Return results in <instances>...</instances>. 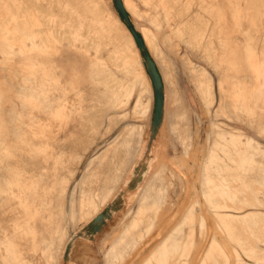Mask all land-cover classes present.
<instances>
[{
  "label": "bare ground",
  "instance_id": "bare-ground-1",
  "mask_svg": "<svg viewBox=\"0 0 264 264\" xmlns=\"http://www.w3.org/2000/svg\"><path fill=\"white\" fill-rule=\"evenodd\" d=\"M58 1H59L58 4L62 5V8L64 6V8L66 7V8H68V10H71L73 12V14L75 13L76 16H78V17L82 16L81 13L79 12L81 9L80 10L78 9L79 11H77V9H76L77 6L75 7L72 4H69L66 0H65L66 2L64 3L65 5L62 4L63 2L60 3V0H58ZM4 2H2V3L4 4ZM86 2H88V1H86ZM122 2H123L125 9L128 11L130 10L133 13V7L132 6H131L132 8L130 7V4L128 3L129 1L127 2V1L123 0ZM155 2L156 1H154V5L156 4ZM157 2H159V0H157ZM89 3H90V0H89ZM73 4H75V3H73ZM81 4H83L82 1H81ZM102 5H104V4H102ZM106 5H107V2L104 6V9L102 8L103 11L104 12L106 11L109 14L112 13L113 11L111 12L110 8H108L109 5L108 6H106ZM246 6H248V5H246ZM84 7H85V5H84ZM7 8H8V5L6 6V10H10V7L8 9ZM158 8H159V5H158ZM244 8H246V7H244ZM248 8H250V7H248ZM25 9L26 8L23 6V4H20L19 10H20V18L22 17V20L20 21V25H19L20 26V32L19 33H21V35L18 39L20 41H23V44L25 43L24 45H26V46L21 47L19 45L18 47H16V49H17L16 53L18 54V55H16L17 57L15 60V63H17L16 72L18 73L19 77L22 76L21 79H19V81H18V83L20 85V87L18 88V91H17V96H18L19 102L22 104L23 108L25 109V113L29 114V117H31L30 111L34 112V113L45 111L44 108L42 109V111H39V110L33 109L31 107V106L36 105V103H35L36 95H34L32 93V90L35 89L42 95L43 105L52 108L54 103L58 104V109L55 108L54 113L56 115H58L60 113L59 110L63 108V110L65 109V111H64L65 117L69 118L70 112L73 109V104H75V103H72L70 98L67 95H65V92L68 89L71 90V88H72V87L68 88L69 86L72 85L71 82H68L67 84L65 83L64 86L62 84V77L64 76V68L62 67L63 56L69 51V49L72 50V47L75 48L78 46H86V45L91 44V46L95 50L99 51L100 46L99 45H98L99 47L96 46L97 45L96 42L86 43L87 41H84V39L88 37L87 36L88 33H86L87 34L86 36L84 34H82V32H81L82 30H80L81 27L79 28V26H77V27L76 26H70L68 28L62 29V27L59 26V24H56L57 25V26H55L56 29L53 30V32H55V33L54 34L52 33V35L51 34L49 35L47 31H42L41 29L39 31L34 30L33 26L36 25L35 17L32 16V13H29V17H28L29 20L25 19V16L23 14L25 11L28 10V8L26 10ZM85 9H87V8H85ZM93 9H89L88 11L93 12L92 11ZM134 9H135V11H137L136 8H134ZM1 10L2 9H0V11ZM161 10H162L161 12H163L164 16H167V15H165L166 12L163 9H161ZM97 12H98V10H97ZM106 12H105V15H106ZM137 12L136 13L134 12L135 15L140 14ZM98 13H100V12H98ZM14 14H15V12H14ZM89 14H88V16H89ZM103 14L101 13L100 17L98 14V17L100 19L98 18V22L95 21V22H97L96 24H98V25L100 24V28H99L100 30L99 31L96 30L97 34H99V36H101V37L105 36V34L106 35L109 34L108 37L111 36L113 42L110 43V45L113 44L114 49L118 48V50L120 52L124 53V58H122V59L123 60L126 59V64L124 65L123 68H120V69L127 70V72H129V74H131L132 76H130V78L115 76L113 69L108 67L109 64L108 65L106 64V62L104 61L105 59H103L100 52H99V56H96V58H98L99 61L89 60L90 64H88V65L90 66L89 67L90 73H93V71H95L97 73V76H98L95 81L96 82L97 81L98 82L104 81V82H107V84H108L104 89L100 90L101 92H99L100 97L98 98V100H99V102L101 101L104 105H106L107 109H105L103 111L101 119L98 122H94V124L91 125L92 128H94L93 129L94 135L98 133L99 128L103 124V120H105V122L108 123V124L106 123L107 125H109L111 123V121H114L113 120L114 116H117L121 121H124L126 116L129 115V114L127 115V113L130 111L127 112L126 110H127V106L129 105L130 101L134 97L133 96L134 92H136V96H135V100H134L135 102L133 104V108L131 110L133 118L134 117L137 119H141L142 117L147 118L149 111H150L151 100L153 99V88L151 87L152 83H151V85L149 84L150 82L148 81V79L145 75L146 72L144 73V71H143V68L141 65V59H140L139 54L137 53V45L134 41V38H133L131 32L128 30V28H126L127 26L125 24L124 25L126 27L122 24V22H123L122 20H121L122 22H120V20L116 17V15L113 16V13L111 16L112 18L110 17L111 19H109V17H108L111 14L107 15V17H108L107 19H106V16H105V19H103L104 17L101 19ZM92 16H94V14ZM139 16H142V15H139ZM95 17L96 16H94L93 18H95ZM73 18H75V16H73ZM86 18L84 20H86ZM93 18L90 16L88 18V20L89 21L93 20ZM144 18H146V17H144ZM84 20L82 19L81 21H84ZM150 20H151V18H150ZM152 20H151V22L153 23ZM155 20L156 19H154V22H155ZM70 21H72V20H70ZM149 22L150 21H148V23ZM79 23H81V22H79ZM90 23H91V21H90ZM156 24L158 25V21ZM72 25H74V24H72ZM91 25H92V23H91ZM134 27H135V25H134ZM157 27H159V26H157ZM135 29L139 33L141 32L136 27H135ZM91 30L95 31V29H91ZM36 31L39 34H36ZM94 34H96V33H94ZM142 34H141V36H143L142 38H144L143 41H144L146 49L147 48L149 49V50L148 49L147 50H148V52L151 53V54L150 53L149 54H150V56L152 55L151 57H153L152 59H154V62H156L155 64H158L160 66L159 67L160 69H158V70L159 71L161 70V72H159V73H161L162 77H163V78L161 77V79L163 80L162 83L166 82V85L168 87L170 85L169 88L167 87L168 88L167 90L169 91L171 88L175 93L174 94L175 105L170 106V104L172 103L170 101L173 99V94L170 95L171 93L169 94L168 91L166 93V90L164 91V85H163V94H164V92L166 94H169L168 96H171L170 97L171 100H169V102H168L169 104H166V100L164 99L163 119H162L161 125L163 124V122L165 123V121H164L165 115L168 114L169 120L168 121L166 120L168 122V124H167L168 129H169L168 132H170V134L173 136V137H171L173 139V142L175 143L176 142L175 140H177L178 143L180 144V146L179 145L178 146L182 148L181 149L182 151L180 152V156L178 155L177 159L180 158L183 160L184 165H185V168H184L185 172L183 170H178V171L172 170L171 167H169V164H167L166 162H161V161H166L164 159L167 156H165V158L162 157V160L160 157L158 158L161 160L160 161L161 163H159L158 161L156 162V160H158L157 159V157H158L157 153H159V151L158 152L154 151V149L157 148V147L154 148V146H153V142H154L155 138L150 142V144H148L147 152H148V155H150V156H148V158H147V161L145 164V170L142 174V175H144L145 173H148V176L144 179L145 181L142 183V185H140L139 194H137L138 197L135 201L136 207H135L134 212H133L134 216H132L131 221H129V219H128V222L125 223L123 229L122 230L120 229L118 236L116 238L114 237V240L111 242L110 245L108 244L110 247H108L109 249L107 248V250L104 251V258L106 260H104L103 264H119L120 262L123 261V259L126 258V256H130L131 252L135 250V248L138 246L139 243H141L140 241L142 239H144L149 232H151V228L153 227L154 223L156 222L154 220L158 216L162 217V219L164 220L163 222H161V225H163V226H166L167 224L169 225V223H167V221H166L168 219L167 213L171 210V207L173 206V202L171 205V204H167L166 201H167L168 196H169V190L171 187H173L171 185L173 182V181L171 182L172 178H174L175 181L182 183L181 184L182 188L180 187V189L182 190V195H185V199L188 196H190L192 193H194V186H192V183H191L192 177L189 176L191 174L190 173L191 172V165L189 163L190 162L189 160L193 159V151H192L193 149L192 150L190 149V145L188 143H186L188 139L187 140L185 139L187 131L190 128L187 130L186 125L181 126V124H180L181 122H186V124H187L188 120H187L186 112L181 108V102H180L181 98L179 99L177 91L173 89V87L175 85H174V82L172 79V76H173L172 73L173 72L171 73V65L172 64L170 65L171 61H169V59L163 55L164 52L162 53L160 51V49L157 47V45L155 44L156 39H155L154 35L152 33H149L148 31H146V32L143 31ZM17 35H18V33H17ZM90 36H91V34H90ZM82 38H84V39H82ZM82 40H83V42H82ZM103 40H105V38ZM114 40H115V42H114ZM56 41L62 42L61 46L58 45L60 47V49H59L60 51L58 52V54L57 55L51 54L52 56L46 55L48 53L47 50L49 48V45L52 44L51 42L55 43ZM108 42H110V41H108ZM110 45H108V46H110ZM246 47H249V45H247ZM50 48H52V47L50 46ZM106 48H107V51L109 50V52H117L114 49L111 50L108 47H106ZM250 48H252V47H250ZM53 49H57V48H53ZM83 49H84V47H83ZM247 50H248V48H247ZM6 51H7V49H6ZM7 52H9V51H7ZM11 52L14 54V52L12 50H11ZM24 52H30L31 55H28L27 57H25V56L20 57V54H22ZM52 52L53 51H51V53ZM109 52H107V53H109ZM63 53H65V54H63ZM248 53H250V52H248ZM119 54L121 55V53H119ZM120 55H118L119 58H120ZM122 55H121V57H123ZM247 59H248L247 63L249 65L255 64L251 61V53L248 55ZM124 63H125V60H124ZM189 64L190 63L184 62V65L188 68V71L190 72V74L194 80V83L196 86L195 89L197 90V93L200 96V100H201V102H203L205 104L207 110L205 108L204 109L211 115L210 116L211 119H213L212 117L216 118L218 116H221L222 115L221 109H222V107H225V109L227 111L226 114H228L227 116H229L232 120H235V121L242 120L248 128L252 129L255 127L257 129V131H259L260 134L261 133L264 134V125L262 123L261 116L259 115L258 110H257V108L262 106V102L264 103V80L263 79H261L259 76L255 77L257 79L256 85L254 86V88H252V89L250 88L251 90L249 88L247 90L248 92L250 90V95H248L247 91L242 89L246 93L245 96L248 95L246 98H248L247 100H249V102H245L241 99V97H242L241 95H243L244 93L241 94L240 92L239 93L241 95L240 94L239 95L241 97H238L237 95H235L238 98V101L235 100L234 103H231V102H224L223 103L221 101V96H220L219 101H217V105L214 107V110L211 111L210 109L215 102L214 101L215 97L213 96L214 92L212 93L211 75L207 71H205L204 68L203 69H201V68L193 69V67H191V65H193V63L190 65ZM94 66H95V69H94ZM189 66H190V68H189ZM26 68L28 69L27 73L25 72ZM253 69L252 70L255 71L256 74H258V75L260 74L259 68L253 67ZM21 70H23L22 73H26L29 75H24V74L20 75ZM121 71H124V70H121ZM24 76H27V77L24 78ZM74 78H75V75H73V79ZM249 78H250V76H249ZM231 79H233V78H231ZM25 80L31 82L32 86L31 87H30V85L26 86L24 83ZM218 80H219L217 83L218 87H223V85L226 82L225 83L222 82L221 79H218ZM231 82H233V80ZM234 84L235 83H233V85ZM238 84L239 83L235 84L237 90H238ZM247 85H249V84H247ZM247 87H249V86H246V88ZM236 88H235V90H236ZM230 91L232 93V90H230ZM0 97L2 98L1 95H0ZM101 97L103 100H100ZM168 98L169 97H167V99ZM174 102L172 104H174ZM76 104H79V103H76ZM166 105H168V107H166ZM78 106L80 107V105H78ZM96 106H98V105H96ZM182 106H183V104H182ZM173 107H174V109H172ZM167 108H171V110H169ZM99 109H97V110H99ZM122 109H124V110H122ZM12 110H13L12 111L13 116H17L18 119H20V121H22L23 118H20L21 114L19 112H17L16 109H12ZM73 110H75V109H73ZM80 110H81V108H80ZM49 111H48V114H49ZM51 111L53 112V110H51ZM165 111H166V113H165ZM207 112H205V113H207ZM92 113H93V111H92ZM96 113H98V112H96ZM46 114L47 113H45L44 116ZM61 115H63V114H61ZM89 115H90V112H89ZM207 116H208V114H207ZM34 117L36 118V115ZM38 117H39L38 119H41V121L45 120V119L43 120L42 117H40V116H38ZM71 118H73V116ZM35 121H34V124H37ZM150 123H151V120H150ZM150 123H148L149 127L147 125V127H148L147 131H146L147 137H149V135H150ZM219 123H221V122L211 121V125H212L211 127H213L212 132L214 135L210 134L211 135L210 137H213L214 140L212 139L213 143L211 144L210 147L208 146V149H206L207 151L205 150L206 151L205 161H203L201 169H200V177H199L200 186H199V190H198L199 196L195 197L192 205H191V203L189 204L190 206H188L186 208V212L182 215V217L179 219V221L174 220V222H176V221L177 222L173 226L172 225H171V227H167L168 225L166 226V231L164 230L165 234H163V236H161V239L155 244L154 248L152 247V251L148 255H146L145 258H143V256H142L143 259L141 260V262L138 261V262H140L138 264H264V210H262L264 208V200L262 197L264 195V165H263L262 160H261V158L264 159V157H263L264 156V145L258 143L255 139H253L248 134L246 135L244 132H242L243 130L241 131V129H239L237 127H230L228 125L225 126V125H222V123L221 124H219ZM141 124L142 123H140V124L127 123L108 142V144L110 145L109 148H112V154L116 155V154H118V152H120V154H119L120 157H118L120 159V165H118V167H117V170L120 172H117V173H121V171H126L127 168H125V167L128 164L127 162L132 161V163L130 162L131 167H128V168L130 169V173L132 172V175H133V171L138 166V163H139L138 161L141 160L140 158L142 156V151L145 148L144 143L142 142V133L144 130L142 125L144 123L142 125ZM42 125L43 124L41 123L40 126H42ZM161 125H160V127H161ZM43 126L44 127L46 126L45 123ZM0 127H1V125H0ZM21 127H23V126H21ZM21 127H19V130H17L16 132L13 133L15 138H16L15 140H10L11 134H9L8 132H3L0 129V204L5 205V207L7 206L6 208H8L9 202H14V203L16 202V203L20 204L19 209H20V207L22 208V209H20V211L23 214V216L22 215L20 216L18 214L20 217H23V218H19V219H23V220L22 221L15 220L17 222H15L13 224L12 230H10V229L5 230L6 228L0 227V264H36L32 258V256L35 253L32 254V256H30L29 255L30 251H29V253L27 252V250H28L27 246L30 244V242H32V244H33V245L31 244L30 247L34 251H36L41 246L43 248L42 250L44 251V253H47V252H45L47 250L48 253L50 252V254H51V253H53L52 252L53 249L55 252L61 251L63 253V254H61L62 255V261L65 264L68 261V256H69V253L71 250L70 248H71L72 244L69 247L67 254L65 256L67 245H70V243H72L74 241V239L82 237V235H79V234L73 235L72 234L73 236L69 237L65 243H64V240H65L64 239L65 235H64L63 236L64 237L63 242H62V238H61L59 245H57V244L53 245L54 244L53 239L48 240L45 236V234H47V233H45L46 229L45 228H44L45 230L44 229H37L35 224H33L35 222L33 218L36 216V213H41L42 210L40 209V211H39L38 209H33L32 213H30L31 214V217H30L28 211H31V210H28V205H30L33 201H35L36 198L40 197L41 198V207L42 208L49 207L48 203H49L50 198H48L47 193H48V190H50L49 189L50 187L51 188L57 187L58 191L60 192V196H64L66 188L71 181L70 179H72L74 177L75 172H76L74 169L69 168V164L75 160V157L78 158L79 154L78 153L75 154V151L72 149L68 150L66 148H60V146L58 144H54L53 142H49L46 140H44V141L40 140L42 138L41 136H40L41 137L40 139L36 138V137H39V136H37L38 134H41V131L37 130L38 127H36V128L33 127L31 129L32 134H33L32 136L29 133L31 130L27 131L26 129H22V131H21ZM112 127H113V125H112ZM112 127L110 126L109 128L113 130ZM144 127L146 128V125ZM106 128H105V131L107 133ZM163 129H166V128H163ZM45 132H47V131H45ZM161 132L164 133L165 131L161 130ZM22 133L27 134V137H26L27 140L25 139L26 144H28L31 147V149H34L33 150L34 152L27 150L28 146L21 141ZM49 133H48V135H49ZM25 134H24V137L26 136ZM44 135H45V133H44ZM164 136H165V134H164ZM45 137L47 138V135ZM49 137L50 136H48V138ZM159 138H161V137H159ZM158 139H156V140H158ZM93 140H94V138L92 139V142H93ZM143 140H145V139H143ZM167 140H168V138H167ZM176 147H177V144H176ZM109 148H107V151ZM102 151L104 153L105 150L102 149ZM96 153L97 152H95L94 157L89 160V164L95 158L100 157L101 154H96ZM40 154H43L44 157H50V159L52 160L51 162L54 163V168L53 167L50 168L51 170L53 168L55 171L53 179H50V176L48 175V173L46 175V173H45V171H47L46 168L43 167V165L42 166L39 165ZM159 154H161V153H159ZM259 156L260 157L262 156V157L260 158ZM174 159H176V158H174ZM258 159H260V160H258ZM46 161H47V159H46ZM96 161L97 160H95V162ZM99 163L101 164L100 160H99ZM118 163H119V161H118ZM41 164H43V163H41ZM96 165H98V163ZM46 167H47V164H46ZM124 168H125V170H124ZM114 170H115V168H114ZM122 175L118 174V175L112 176L111 178H107L108 179L107 185L103 189H101L99 192H96V193L95 192L94 193L88 192L87 195H84L82 197V202L80 203V207L78 210L74 208V197H75V192H76L77 187L81 191V184H80L81 179L80 180L75 179L73 181L74 185L72 187V191L70 190L71 193H70L69 207H68V211H67V215H68L69 220L72 222H75L79 218L83 219L81 217H84L85 222L90 223L92 221V219L97 214H99L106 206H108V203L111 201L114 194H116V192L118 191V188H120V184L123 183L122 188H124L129 183L128 181L130 180V178L132 176L129 178H125L121 181ZM123 177H124V175H123ZM142 180H143V178L140 179V181L137 183V185L135 186L134 189H136L138 187L139 183ZM95 184H97V183H95ZM93 186H94V183H93ZM178 186H179V184L177 185V187ZM40 188H42L41 191H43L41 193V195H39L40 193L38 192V190H40ZM93 188H95V186ZM127 189L128 188H126L125 191L128 193L131 192L132 190H134V189H128L127 190ZM82 191H83V189H82ZM61 193H62V195H61ZM173 194H172V196H173ZM77 200L78 199H76V201ZM12 205H13V203H12ZM201 205H203V210H201V213L199 215L200 216L199 221H198L199 226H200V230H199L200 233H198V235H200V236H199V238L197 237V244H196V242H195L196 239H194V237L190 236V234L194 233L192 230L193 229L192 228V226H193L192 216H193V213L196 210V208H200ZM15 206H17V205H15ZM78 206H79V204H78ZM3 208L4 207L2 206L1 209H3ZM14 209L16 210L17 207ZM29 209H31V208H29ZM1 211L2 210H0V212ZM10 211H11V209H10ZM115 211L116 210H110V217ZM7 212H8V210H7ZM7 212H4V213H7ZM18 212L19 211H17V213ZM56 212H57V210H56ZM56 212L54 213V216L51 215L50 212H48V214L43 213V217L48 221L51 218H52V220H53V218H57V217L61 218L62 212L60 210L57 212L58 214H56ZM12 214H14V213H12ZM142 214L145 215L144 218H143ZM137 215L142 216L141 218L145 219V221L147 218V221L146 222L144 221V223H141L140 222L141 220L138 221L137 218H140V217H137ZM170 216H171V214H170ZM124 217L125 216H123V218ZM15 219H17V218H15ZM210 219H212L214 222H211ZM58 220H60V219H58ZM107 220H109V218H105V221H107ZM10 221H11V219H10ZM159 221H161V219ZM24 222H26L27 225ZM123 222H125V221H123ZM157 223L158 222H156V224ZM170 223H171V221H170ZM211 223H212V226L214 224L213 228L210 227ZM61 224L62 223H60V225ZM156 224H155V226H156ZM57 225H59V224H57ZM163 226H161V227H163ZM207 226L209 227V232L205 231ZM57 228H59V227H57ZM61 228L62 227H60V229ZM157 228H158V230H156L155 232L158 233L161 231V229L159 228V226ZM60 229L57 230V233L61 237V232H59V231H61ZM26 231H28L31 234L30 239L29 238L26 239V233H27ZM207 233H208V238L206 240V237L204 236V234H207ZM112 235H113V233H112ZM114 235H115V233H114ZM39 236H40V238H39ZM150 238L152 239L151 241H153L154 237L152 236ZM111 239H113V238H111ZM204 241H207V244L205 245L204 248H202V251H200V254L199 255L197 254L198 256L195 255V256L191 257L190 256V250L193 249L194 247L202 245V242H204ZM138 247H140V246H138ZM50 249H52V250L50 251ZM58 249H60V250H58ZM147 249L149 250V248H147ZM198 252L199 251H197L196 253H198ZM53 254H51L50 256H52ZM58 255H59V253H58ZM135 256H136V254H135ZM59 257L57 256V258H59ZM129 264H131V262Z\"/></svg>",
  "mask_w": 264,
  "mask_h": 264
},
{
  "label": "rangeland",
  "instance_id": "rangeland-1",
  "mask_svg": "<svg viewBox=\"0 0 264 264\" xmlns=\"http://www.w3.org/2000/svg\"><path fill=\"white\" fill-rule=\"evenodd\" d=\"M4 1L0 0V3H1L0 9L3 10V11L2 10L0 11V95L3 96L2 98L0 97V125H1L0 129L3 132H8L9 134H11L10 140H15L16 138H15L13 133L16 132L17 130H19V127L23 126V127H21V131H22V129H26L27 131H30L33 127L34 128L38 127L37 130L41 131V134H38L37 136H39V137H36V138L40 139L42 137L43 139L41 138L40 140H43V141L46 140L49 142H53L54 144H58L60 146V148H66L68 150L72 149L75 151V154L76 153L79 154V157L78 158L75 157V160L69 164V168L74 169L76 172H75L74 177L72 179H70L71 181L66 188L64 196H60V192L58 191L57 187H55V188L50 187L49 188L50 190L47 189L48 190L47 196H48V198H50L49 203H48L50 208L49 207L42 208L41 207V198L39 197L40 199L36 198L35 201H33L30 205H28V210H31V211H28L29 215L31 217L30 213H32L33 209H38L39 211H40V209L42 210L41 213H36V216L33 218L35 221L33 224H35L37 229H44V228L46 229L45 233H47V234H45V236L48 240L53 239V242H54L53 245H56V244L59 245L61 238H62V242L65 239L64 240V243H65L68 240V238L72 237L73 235H76V234L82 235V237L76 238V239H74V241L72 243H70V246H71V244H72V246L70 248L71 250H70V253L68 256V261L65 264H103L104 260H106L104 258V251L107 250L108 247H110L109 245L114 240V237L116 238L118 236L120 229L121 230L123 229L125 223L128 222V219H129V221L132 220V216H134L133 212H134V209L136 207L135 201L138 197L137 194H139L140 185H142V183L145 181L144 179L148 176V173H145L144 175L141 176V178H143V180L139 183V185L136 189L133 188L134 190H132L129 193L125 191L126 188H128L127 186L130 185L133 177H135L138 173H140L143 170L142 168L145 167L147 158H148V156H150V155H148V152H147V147L149 144V137H147L146 131H147V128L149 127L148 123H150V120H151V113L153 110V99L151 100L150 111H149L147 118L146 117H142L141 119H137L135 117L133 118L131 110H132L133 104L135 102L134 100H135L136 92H134V94H133L134 97L132 98L129 105L127 106L126 111L131 112V113L130 112L127 113V115L129 114L128 116H126L127 119L125 118L124 121H121L117 116H114L113 117L114 121H111V123L109 124L111 127L113 125V127H112L113 130L110 129L109 128L110 126L107 125L108 123L105 122V120H103V124L99 128L98 133L94 135V133H93L94 128H92L91 125L94 124V122H98L101 119L103 111L105 109H107V106L104 105L101 101L99 102V100H98V98L100 97L99 92H101L100 90L104 89L108 84H107V82H104V81H102V82H100V81L96 82L95 81L98 76H97V73L95 71H93V73H90V71H89L90 66L88 65V64H90L89 60L99 61L98 58H96V56H99V52H100L103 59H105L104 61L106 62V64L107 65L109 64L108 67L113 69L115 76L124 77V78H130V76H132L131 74H129V72H127V70L120 69V68H123L124 65L126 64V59H124L125 60V63H124V60L122 59V58H124V53L120 52L118 50V48L114 49L113 44L110 45V43L113 42L111 36L108 37L109 34H107V35L105 34V36L101 37V36H99V34H97V31L100 30L99 29L100 24L98 25L96 23L98 22V18L100 17L101 13L102 14L104 13L102 15L101 19L103 17H104L103 19H105V16H106V19L108 17H109V19H111L112 18L111 16L113 13V16L116 15V17L120 20V22H122L121 21L122 19H121L119 13L117 12V10L115 9V7L113 5V0H99V1L98 0H92V1L90 0L91 4L89 3V0H66L69 4H72L75 7L77 6L76 7L77 11H79L81 9L79 12L81 13L82 18L76 16L75 13L73 14V12L71 10H68V8H66V7L64 8V6L62 8V5L58 4V2H59L58 0H6L5 2ZM66 1L60 0V3L63 2L62 4H64ZM81 1L83 2V4H81ZM86 1H88V2H86ZM125 1H127V2L129 1L128 3L130 4V7L131 6L133 7V13L130 10L129 11L126 10V11L129 13V15H130L129 17H131L130 19L133 22V24L135 25V27L139 31H141L140 32L141 34L143 33V31H145V32L148 31L149 33H152L156 39L155 44L157 45V47L160 49V51L162 53L164 52L163 55L166 56L169 59V61H171L170 62V65L172 64L171 65V73L173 72L172 73V75H173L172 79H173V82L175 85L173 87V89L177 91L179 99L181 98V101H180L181 102V108L186 112L187 120H188L187 124H186V122H181L180 124H181V126L186 125L187 130L190 128L187 131L185 139L186 140L188 139L186 143H188L190 145L191 150L193 149L192 150L193 151V159L189 160L190 161L189 163L191 165V172H190L191 174L189 173L190 174L189 176L192 177L191 183H192V186H194V193H192L190 196L187 195L188 197L185 199V195H182V190L180 189L182 183L177 182L174 180V178H172L171 182L172 181L173 182L171 185L173 187H171L169 190V196H168L166 203L172 205V202H173V206L171 207V210L167 213L168 217L166 216L168 218L166 221H167V223H169V225L167 224L168 225L167 226L165 224L167 227H171V225L173 226L177 221H179V219L182 217V215L186 212V208L188 206H190L189 204L191 203V205H192L195 197L199 196L198 190H199V186H200V184H199L200 169H201L203 161H205V154L207 151L206 149H208V146L209 147L211 146V144L213 143V140H214L213 137H210L213 134V132H212L213 127H211L212 126L211 121L221 122L222 125H225V126L228 125L230 127H237L239 129H241V131L243 130L242 132H244L246 135L248 134L253 139H255L258 143L264 145V134L263 133L260 134L259 131H257V129L255 127L252 129L248 128L242 120H240V121L232 120L229 116H227L228 114H226L227 111H226L225 107H222V109H221L222 110L221 116L216 117L217 119L214 117H212L213 119H211V117H210L211 115L206 111L207 110L206 106L203 102H201L200 96L197 93V90L195 89L196 86H195L194 80H193L190 72L188 71V68L184 65V62H187L190 64L193 63V65H191V67H193V69H199V68L203 69L204 68V70L207 71L211 75L212 93L214 92L213 96L215 97L214 98L215 102L210 109L211 111L214 110V107L217 105V101H219L220 96H221V101L223 103L224 102L234 103L235 100L238 101V98L235 95H237L238 97L242 96L241 99L243 101L249 102V100H247L248 98H246V97L248 95H250V90L252 88H254V86L256 85L257 79L255 77L259 76L261 79L264 80V0H159V2H157V0H154V1H156L155 5H154L153 0H150V1L149 0H125ZM2 2H4V4ZM106 2H107L106 6L109 5L108 8H110L111 12L113 11L112 13H110L111 15L109 13H107L106 11H105L106 12V15H105V12L103 11ZM73 3H75V4H73ZM101 3L104 5H102ZM20 4H23V6L26 9L28 8V10L25 11L23 14L25 16V19L29 20L28 19L29 13H32V16L35 17L36 25L33 26L34 30L39 31L41 29L42 31H47L49 35L50 34L52 35V33L53 34L55 33V32H53V30L56 29V27H55V26H57L56 24H59V26H61L62 29L68 28L70 26H76V27L79 26V28L81 27L80 30H82L81 31L82 34H84L86 36L87 35L86 33H88L87 38H85V39L82 38V39H84V41H87L86 43L96 42L97 45L96 44L95 45L100 46V47L98 46L99 51L95 50L91 46V44H89L86 46H78L75 48L72 47V50L69 49V51L66 54L63 53L65 55L63 56V61H62V67L64 68V76L62 77V84L64 86L65 83L67 84L68 82H71L72 85L69 86L68 88H70V87H72V88H71V90L68 89L65 92V95H67L70 98L72 103H75V104H73V109H75V110L72 109V111L70 112L69 118L65 117V115H64L65 109L63 110V108L59 110L60 113L58 115H56L54 113V109L55 108L58 109V104L54 103L55 105L53 104L52 108L43 105L42 95L35 89L32 90V93L34 95H36V99H35L36 105L31 106V107L33 109H36L39 111H42V109L44 108L45 111H42L43 113L42 112L34 113V112L30 111L31 117H29V114L25 113V109L23 108L22 104L19 102V99L17 96V89H18V87H20L18 81H19V79H21L22 76L19 77L18 73L15 70V69H17V63H15V60L17 57L16 55H18L16 53L17 52L16 47H18L19 45L21 47L26 46V45H24L25 43L23 44V41H20L18 39L21 35V33H19L20 32V26L19 25H20V21L22 20V17L20 18V10H19ZM7 5H8V8L10 7V10H6ZM84 5H85V7H84ZM158 5H159V8H158ZM246 5H248V6H246ZM244 7H246V8H244ZM248 7H250V8H248ZM85 8H87V9H85ZM134 8H136V10L138 12L135 11ZM89 9H93L92 11L94 13L89 12L88 11ZM161 9H163L166 12L165 15H167V16H164L163 12H161L162 11ZM97 10L100 13H98ZM14 12H15V14H14ZM134 12L140 13L139 15H142V16H139L137 14L135 15ZM88 14H89V16H88ZM93 14H94V16H96L95 18L97 20L95 18H93L94 17V16H92ZM98 14H99V17H98ZM107 15H110V16L107 17ZM73 16H75V18H73ZM90 16L94 20V21L90 20L92 25H91L90 21L88 20V18ZM144 17H146V18H144ZM85 18H86V20H84ZM150 18H151V20L153 19L152 20L153 23L151 22ZM82 19L84 21H81ZM154 19H156V20L158 19L157 20L158 25L156 24L157 23L156 20H155L156 23L154 22ZM70 20H72V21H70ZM95 21H97V22H95ZM148 21H150L151 23L150 22L148 23ZM79 22H81V23H79ZM72 24H74V25H72ZM122 24L124 25L123 22H122ZM157 26H159V27H157ZM90 28L95 29V31L91 30ZM37 31H36V34H39V33H37ZM17 33H18V35H17ZM94 33H96L97 35ZM90 34H91V36H90ZM104 38H105V40H103ZM143 40H144V38H143ZM108 41H110V42H108ZM60 42L61 41H56L55 43L51 42L52 44L49 45V48L47 50L48 53L46 52L47 53L46 55H51V54L57 55L58 52L60 51L59 50L60 47L58 45H60V46L62 45V42L61 43ZM82 42H83V40H82ZM114 42H115V40H114ZM108 45H110V46H108ZM247 45H249V47H246ZM50 46L52 48H50ZM83 47H84V49H83ZM106 47L110 48L111 50L114 49L117 52H109V50L107 51ZM250 47H252V48H250ZM53 48H57V49H53ZM247 48H248V50L249 49L250 50L248 51ZM6 49L9 52H7ZM11 50L14 52V54L11 52ZM51 51H53V52L51 53ZM107 52H109V53H107ZM248 52L251 53V61L255 64L257 63L258 65L257 64L256 65L255 64L249 65L247 63L248 62L247 58H248V55L250 54ZM119 53H121V55L123 54L122 55L123 57H121V55ZM137 53L140 56L141 65H142L143 71L145 73L146 70H145V67L143 64V59L141 58L138 47H137ZM28 55H31L30 52H24V53L20 54V57H23V56L27 57ZM118 55H120V58ZM156 65H157L158 69H160L159 68L160 66L158 64H156ZM253 67L259 68V70H260L259 75L256 74L255 71H253L254 70ZM189 68H190V66H189ZM94 69H95V66H94ZM121 70H124V71H121ZM22 72H23V70H21L20 75H22V74L29 75V74H26L28 72L27 68L25 71L26 73H22ZM159 72H161V70ZM73 75H75L74 79H73ZM145 75H146L148 81L150 82L149 84L151 85V81H150V78H149L147 72L145 73ZM249 76L251 79L252 78L253 79L251 80L249 78ZM25 77H27V76H24V78ZM161 77H162V74H161ZM231 78H233V79H231ZM218 79H221V81L224 83L226 82L223 85V87H218V84H217L219 81ZM232 80H233V82H231ZM24 83L26 86L27 85H30V87L32 86L31 82H29L27 80H25ZM233 83H235V84L239 83L238 84V90H237L235 84L233 85ZM247 84H249V85H247ZM163 85H164V91L166 90V93H167V91H168L167 89L170 87V85L168 84L169 85V87H168L166 85V82L165 83L163 82ZM246 86H249V87L246 88ZM151 87H152V85H151ZM235 88H236V90H235ZM248 88L249 89L251 88L249 90V92L247 91ZM242 89L247 91L248 95L245 96L246 93ZM230 90H232L233 94L231 93ZM239 92L241 94H243V93L244 94L241 95ZM166 93L164 92V94H165L164 97L166 96L164 98L166 100V104H169L168 102H169V100H171V98H170L171 96H168L170 93H171L170 95L173 94V99L170 101L173 103L174 98H175L174 97V94H175L174 91L170 88V90L168 91L169 94H166ZM167 97H169L170 99L169 98L167 99ZM100 100H103L102 97ZM76 103H79V104H76ZM172 103L170 104V106L175 105V102H174V104H172ZM182 104H183V106H182ZM78 105H80V107ZM96 105H98L99 107ZM166 107H168V105H166ZM174 107L172 109H174ZM80 108H81V110H80ZM96 108L97 109L100 108L101 110L100 109L97 110ZM12 109H16L17 112H19L21 114L20 118H23L22 121H20V119H18L17 116H13V114H12L13 110ZM167 109L171 110V108H167ZM49 110L50 111L53 110V112L52 111L50 112ZM122 110H124V109H122ZM257 110H258L259 115L261 116L262 123L264 125V103L263 102H262V106L257 108ZM48 111H49V114H48ZM92 111L94 114L92 113ZM89 112H90V115H89ZM96 112H98V113H96ZM205 112H207V113H205ZM45 113H47V114L44 116ZM165 113H166V111H165ZM61 114H63V115H61ZM207 114L209 117L207 116ZM35 115H36V118L34 117ZM71 115L73 116V118H71L72 117ZM38 116L42 117V119L43 120L45 119V120L41 121V119H38L39 118ZM168 118H169V115L168 114L165 115V119H164L165 123L163 122L161 127H159V130H158V132L155 136V140H154V142L155 141L156 142L155 143L153 142L154 148L157 147L156 149L153 148L154 151L155 152L159 151V153L162 154L161 155V154L157 153L158 154L157 159L160 157L162 160V157L165 158V156H167L164 159L166 161H161L160 159H158V160H156V162L157 161L159 163L166 162L167 164H169V167H171L172 170H175V171L183 170L185 172V169H184L185 165H184L183 160L180 158L177 159V156L178 155L180 156V152L182 151L181 150L182 148L179 147L180 144L178 143L177 140H175L176 141L175 143L173 142V139L171 138L173 136L170 134V132H168V130H169L168 125H167L168 124L167 121L169 120ZM33 120L34 121L36 120L35 122L37 124H34ZM40 122L43 125L45 123L46 126L45 127L43 125L40 126L41 125ZM127 123H135V124H140V123L143 124L144 123L146 125V128H145L144 127L145 125L141 124L143 126V129H144L143 133H142V142L144 143V147H145L144 149L145 150L143 149V151H142V156L140 158L141 160L138 161L139 162L138 166L133 171V175H132V172L130 173V169L128 168V167H131L132 161L127 162L129 165L127 164L128 166L126 165L125 168H127L128 170L126 169V171H121V173H117V172H120L117 170L118 165H120V159L118 158V157H120L119 156L120 152H118V154H116V155L112 154V148H109L110 145L108 144V142ZM221 123H219V124H221ZM147 125H148V127H147ZM105 128L107 130V133L105 131ZM163 128H166L167 130L163 129ZM43 129L47 132L49 131L50 132V133L48 132L49 135ZM161 130L165 131V132L162 133ZM29 133L31 136L33 135L32 130ZM44 133H45V135H44ZM24 134L25 133H22L21 141L24 144H26L27 134H25L26 135L25 137H24ZM164 134H165V136H164ZM46 135H47V138L45 137ZM48 136H50L49 137L50 139L48 138ZM159 137H161V138H159ZM93 138H94V140L92 142ZM167 138H168V140H167ZM143 139H145V140H143ZM156 139H158V140H156ZM176 144H177V147H176ZM26 145L28 146L27 150L34 152L33 151L34 149H31V147L28 144H26ZM107 148H109L108 151H107ZM102 149L105 150L104 153H103ZM95 152H97L96 154H101L100 155L101 158L100 157L95 158L89 164V160L94 157ZM174 158H176V159H174ZM46 159H47V161H46ZM95 160H97V161L95 162ZM99 160L101 161V164L99 163ZM117 160L119 161V163ZM258 160H260V159H258ZM261 160H262V163L264 165V159L261 158ZM51 161L52 160L50 159V157H44L43 154H40L39 165H41V166L43 165V167H45L47 170V171H45L46 175L48 173V175L50 176V179H53L55 171L53 169L54 163ZM41 163H43V164H41ZM95 163L96 164L98 163V165H96ZM46 164H47V167H46ZM51 167H53L52 170L50 169ZM114 168H115V170H114ZM125 168H124V170H125ZM118 174L124 175V177H123V175L121 176L122 177L121 181L125 178H129L131 176L132 177L128 181L129 183L126 185V187L122 188L123 183L120 184V188H118V191L116 192V194H114L113 198L108 203V206H109V205H112L113 203L116 202L118 209L111 215V217H109V220L104 222V224L101 226V228L98 232H96L94 234H88L87 233L88 232L87 227H88L89 223L85 222L84 217H81L83 219L79 218L75 222H72L69 220L68 215H67V211H68V207H69L70 193L72 191V187L74 185L73 181L75 179L76 180L81 179V183H80L81 184V191L77 187L76 192H75V197H74V208L78 210L80 207V203L82 202V197L84 195H87L88 192H93V193L99 192L101 189H103L107 185V183H108L107 178H111L112 176H115ZM93 183H94L95 188H93L94 187ZM95 183H97V184H95ZM178 184H179V186L177 187ZM82 189H83V191H82ZM41 190H42V188H40V190H38V192L40 193L39 195H41V193L43 192ZM172 194H173V196H172ZM61 195H62V193H61ZM262 197L264 200V195ZM76 199H78V200L76 201ZM12 203H13V205H12ZM78 204H79V206H78ZM15 205H17V206H15ZM2 206L4 207L3 209H1ZM8 206L9 207L11 206V207L6 208L7 206L5 207V205L0 206L1 207L0 210H2L1 211L2 213L0 212V214H1L0 215V219H1L0 220V227L6 228L5 230H8V229L12 230L13 224L15 222L23 220V219H19V218H23V217H20L21 215L23 216V214L20 211V209H22V208L20 207V209H19L20 204H18L16 202L15 203L9 202ZM16 207H17L16 210L19 211L18 213L14 209ZM29 208H31V209H29ZM10 209H11V211H10ZM7 210H8V212H7ZM56 210H57V212L59 210L62 212L61 218L60 217L53 218L54 221L51 218L48 221L43 217V213L48 214V212H50L51 215L54 216V213L56 212ZM201 210H203V205H201L200 208H196V210L194 211L193 216H192V220H193V222H192L193 223V226H192L193 229L192 230L194 233L190 234V236H192V237H194V239H196V241H195L196 244H197V237L199 238V236H200V235H198V233H200L199 232L200 226H199L198 221H199V217H200L199 215L201 213ZM262 210H264V208ZM4 212H7V213H4ZM11 212L14 214H12ZM57 212H56V214H58ZM170 214H171V216H170ZM123 216H125V217L123 218ZM142 216L144 218L145 215L142 214ZM142 216L137 215V217H140V218ZM15 218H17V219H15ZM140 218H137L138 221L141 220L140 222L144 223L145 219H142V218L140 219ZM10 219H11V221H10ZM58 219H60V220H58ZM160 219H161V221H159ZM15 220H17V221H15ZM174 220H177V221L174 222ZM210 220H211V222H214L212 219H210ZM123 221H125V222H123ZM146 221H147V218H146ZM154 221H156L158 223L160 222V223L156 224V222H155L153 227L151 228V232L152 231L153 232L152 233L149 232L145 238L143 237L144 239H142L140 241L141 243L138 244V246H140V247L137 246L135 248V250L131 252L132 255L130 254V256H126V258L123 259L124 262L122 261L119 264H127L128 262L129 263L131 262V264H138L141 262V260L143 258L146 257V255H148L152 251V247L154 248L155 244L161 239V236H163V234H165L164 232L166 231V226L161 225V222L164 221L162 219V217L158 216L157 218H155ZM170 221H171V223H170ZM24 223L27 225L26 222H24ZM60 223H62V224L60 225ZM57 224H59V225H57ZM155 224H156V226H155ZM157 225L161 229V231L158 233L155 232L156 230H158ZM56 226L59 228H57ZM161 226H163V227H161ZM213 226H214V224H213ZM213 226L211 223L210 227L213 228ZM60 227H62V228L60 229ZM58 229L61 230V231H59V232H61V237L57 233ZM205 231L209 232L208 226L205 229ZM26 232H25L26 233V239L27 238L30 239L31 234L28 231H26ZM112 233H113V235H112ZM114 233H115V235H114ZM152 236L154 237L153 241H151L152 239L150 238ZM204 236L206 237V240H207L208 233L204 234ZM39 238H40V236H39ZM111 238H113V239H111ZM31 244H32V242H30V244L27 246L28 247L27 252L29 253V251H30V253H29L30 256H32V254L35 253L32 256V258L36 264H41V263L42 264H55L56 262H57L56 264H64L62 261V255H61L63 253L61 251L55 252L54 249L53 250L50 249V251L52 250L53 253L55 252L54 254L51 253L53 255L50 256L51 254H50V252L48 253L47 250L45 251L47 253H44V251L42 250L43 249L42 246L40 248H38L39 250L37 249L36 251H34L30 247ZM206 244H207V241H204V242H202V245L194 247L193 249H191L190 250V256L193 257L197 254L199 255L200 251H202V248H204ZM147 248H149V250ZM58 250H60V249H58ZM197 251H199V252L196 253ZM58 253H59V255H58ZM135 254H136V256H135ZM57 256L58 257L60 256V257L57 258ZM142 256H143V258H142ZM138 261H140V262H138Z\"/></svg>",
  "mask_w": 264,
  "mask_h": 264
},
{
  "label": "water",
  "instance_id": "water-1",
  "mask_svg": "<svg viewBox=\"0 0 264 264\" xmlns=\"http://www.w3.org/2000/svg\"><path fill=\"white\" fill-rule=\"evenodd\" d=\"M113 5L117 10V12L119 13L123 23L127 26L128 30L131 32L134 38V41L139 49L141 58L143 59L145 70L149 75L152 83L153 110L151 114V123H150V135H149V144H150V142L155 138L163 119L164 94H163V83H162L161 75L154 60L152 59L148 50L145 47L141 34L135 29L129 17V14L123 5L122 0H113ZM142 169L143 170L140 173H138L135 177H133V179L131 180L130 185H128L129 189L135 188L137 183L140 181L141 176L145 170V167H143ZM116 204L117 203L115 202L112 205L105 207L103 211H101L92 219V221L88 224L87 227L88 234H94L100 230L101 226L105 222V218L110 217V210L118 209ZM69 247L70 245H67L65 256L67 254Z\"/></svg>",
  "mask_w": 264,
  "mask_h": 264
},
{
  "label": "crops",
  "instance_id": "crops-1",
  "mask_svg": "<svg viewBox=\"0 0 264 264\" xmlns=\"http://www.w3.org/2000/svg\"><path fill=\"white\" fill-rule=\"evenodd\" d=\"M15 70H17V69H15ZM19 88V87H18ZM17 91H18V89H17ZM3 97V96H2Z\"/></svg>",
  "mask_w": 264,
  "mask_h": 264
}]
</instances>
